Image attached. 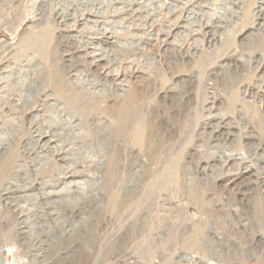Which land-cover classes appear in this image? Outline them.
Wrapping results in <instances>:
<instances>
[{
    "label": "rangeland",
    "instance_id": "374dc122",
    "mask_svg": "<svg viewBox=\"0 0 264 264\" xmlns=\"http://www.w3.org/2000/svg\"><path fill=\"white\" fill-rule=\"evenodd\" d=\"M84 1L72 3L74 15L61 20L58 12L69 0H0V56L10 49L14 71L44 68L29 77L31 89L21 84L24 75L9 80L24 101L21 131L0 159L4 264H194L193 257L264 264V166L251 178H239L245 165L264 160V26L259 25L264 0H230L233 13L220 11L223 0H110L105 8L99 1L87 8ZM127 9L132 16L124 17ZM198 10L202 30L195 38L193 29L184 27ZM220 12L229 26L209 44L206 23ZM105 24L125 44L108 49L116 57L110 68L130 77L124 92L89 68L79 52ZM173 40L181 53L170 49ZM67 52L83 70L77 75ZM250 54L246 67L235 63ZM141 69L145 75L136 79ZM49 96L63 108L52 123L46 116ZM6 106L0 101V117H6ZM32 112H39L45 130L55 135L65 161L37 153ZM70 115L81 127L61 130ZM98 118L114 121L113 138ZM230 118L236 134L227 140L216 132ZM208 121L213 126L205 128ZM224 152L231 158L214 162ZM239 154L247 160H235ZM142 159L147 165L140 168ZM208 162L213 168L205 172ZM33 166L40 168L29 177ZM88 175L95 177L84 180V192L76 190V182ZM33 180L57 190L70 184L79 198L61 203L64 230L40 254L31 247L51 232L43 224L48 210L33 208L44 195L27 192ZM12 182L16 191L26 192L22 217L1 198ZM81 216L83 223L69 237L66 230Z\"/></svg>",
    "mask_w": 264,
    "mask_h": 264
},
{
    "label": "bare ground",
    "instance_id": "6f19581e",
    "mask_svg": "<svg viewBox=\"0 0 264 264\" xmlns=\"http://www.w3.org/2000/svg\"><path fill=\"white\" fill-rule=\"evenodd\" d=\"M75 1L77 0H69V3L65 6H62L60 8V11L58 12V17L61 18V20H64L66 17L70 18L74 15L75 10H72V3L75 4ZM86 1V7L87 8H93L97 1H99V7L105 8L107 6V3L110 0H85ZM84 1V2H85ZM241 0H236L237 3H239ZM112 2V1H111ZM232 4L230 0H223L222 4L220 5V11L222 12H231L234 10L231 8ZM230 7V8H229ZM146 9V8H145ZM122 13V12H121ZM124 17H130L133 14L132 9H127L124 12ZM201 13V10H198L193 14V16L190 18L186 26L184 27L185 31H188V29H193V37H200L201 36V19H198V14ZM208 14V13H207ZM68 15V16H67ZM234 16V15H233ZM117 18L114 17L113 20H116ZM213 19V20H212ZM224 14L217 13L213 18H208V22L206 23V26H210L211 33L210 39L208 41L209 44H214L218 41V33L220 31H225L229 25L223 23ZM135 20V19H134ZM98 21V20H97ZM105 21V20H104ZM109 21V20H108ZM212 21V23H210ZM111 22V21H110ZM259 25L262 27L264 26V17L259 22ZM104 27V26H103ZM260 27V28H261ZM259 28V27H258ZM111 29V28H110ZM103 30V29H102ZM115 30V29H114ZM124 43L119 41L118 38L115 36V33L109 32V25L105 24L104 31L101 35L96 38L91 45L83 46L79 52L81 54H84L85 57H87V61L90 63L89 68H95L99 70L104 77V79H110L112 82L116 83L117 85V92H124L129 88L130 84V77L127 74L119 75L114 70L110 68L113 61H115L114 54L111 52H108V49L110 48H117L123 45ZM125 45V44H124ZM170 49L174 52L181 53L183 50V47H179L176 43V40H173L171 45L169 46ZM200 49V45L196 47L195 51H198ZM232 55V54H231ZM67 61L72 64L73 67L76 68V75L83 70L76 67L73 64V58L74 53L67 52L66 55ZM251 58V54L248 57H243L239 55L236 57V64H239L242 67H246L247 60ZM15 60L10 54V49L5 51L0 56V101H3L5 105H7V111H6V117H0V159L5 157L7 152L9 151L11 144L16 140L18 137L20 131H21V118L23 116V112L20 110L19 105L21 102L24 101L23 97L17 98L14 95V88L10 84V79H12L16 75H24L23 77H26V81L23 79H20V82L24 87H28L29 89L33 88L32 85L29 83V77H36L38 74L43 71V67H39L38 69L33 70H25L24 68L14 71L15 66ZM145 75V72L143 69L136 72V79H140L142 76ZM20 76V78H21ZM143 78V77H142ZM18 85V84H17ZM97 87H95V90ZM170 90H175V88H171ZM214 95V94H213ZM216 98V95H214ZM48 103H47V112L46 116L50 123L53 122V116L54 114H58L59 112H63L62 105L56 101L52 100V97H47ZM24 109V108H23ZM63 114V113H62ZM29 116H32V119L36 122V127L33 132V135L31 137V142L35 144L36 147L40 146L38 154L43 155V157H47L49 159H56V160H62L65 161L68 156L63 152L62 147L59 145V143L56 141L55 135H50L45 130V122L41 121L40 119V113L39 112H32ZM55 116V115H54ZM96 123L98 125L103 126L106 130L109 131L110 137L113 138V132L115 130V124L114 121L109 118H98L96 119ZM46 124H48L46 122ZM234 125V119L230 118L228 121H225L222 123V125L217 129V136L219 137H226L227 140H229L231 137L235 138V130L233 128ZM126 126V123H125ZM213 123L212 121H208L205 123V128L212 127ZM50 127V126H49ZM81 127L80 119H77L76 115H70L69 117L65 118L62 123L61 130H68L69 132L74 131L75 129ZM200 148V147H198ZM36 150V149H35ZM256 150V149H255ZM31 151V150H30ZM94 152V151H93ZM31 153V152H29ZM40 155V156H41ZM42 157V158H43ZM231 158V155L229 152H224L220 157H218L214 162H219L221 164L227 162ZM48 159V160H49ZM235 160L237 161H246L247 159L244 157V155L239 154L236 156ZM74 164L77 168L81 170H87L86 167L81 165V163L78 160L74 161ZM141 167L147 165V161L145 159L141 160ZM260 165L264 166V160L262 162H254L248 165H245V169L243 172L239 175V178L244 177H253V174H259V168ZM38 166H33L28 171V176L32 177L37 175L38 173ZM207 168H213L211 164L208 162L206 164V167L203 169V171L207 172ZM97 175L96 173H94ZM93 176V175H92ZM91 175L85 176L83 181L76 182V190H79L81 192H84L85 189V179L94 178ZM261 186L264 190V176L261 177ZM70 183V182H69ZM17 182H12L7 185V187L3 190L1 194V198L4 200V202L9 203L14 206V210L18 211V217H22L24 211H25V205L27 202L21 200L22 197L26 194V192H18L16 191L18 189ZM74 189L70 184H64L59 190L55 188H48L46 186L38 185L35 180L32 181V183L29 186V190L27 192H38L43 194V197L37 198V205L33 206V208L37 209H47L48 211L44 212L46 214L44 223L46 228H48L51 232V235L48 236L46 240H41L39 244H34L31 247V250L33 248H36L38 254L44 252V245L47 243L49 245V242L56 236V238H59V235L61 236L62 231L64 230L65 224L64 221L66 217L62 213V210L60 209V205L63 202H71V200L77 202V197L74 194ZM85 194V193H84ZM36 200V199H35ZM36 202V201H35ZM36 204V203H35ZM77 204L74 205L76 207ZM52 206L51 208H46ZM31 210V209H30ZM82 214L84 215V208L81 209ZM82 216L80 217V220L78 222H71L69 225V228L66 230V234L69 237H73L76 231L78 230V227L80 224H82ZM26 222L30 220L29 217H25L24 219ZM210 222V221H209ZM208 222V223H209ZM56 225V226H55ZM27 229V236L32 235L33 230L31 227H29L28 223H26ZM55 226V227H54ZM248 226V225H247ZM56 229V230H55ZM26 230H23V232ZM59 232V233H58ZM219 238V237H218ZM36 241V238L34 239ZM38 241V240H37ZM57 242L52 243L51 245L57 244ZM193 256V255H192ZM191 258V256H189ZM188 258V257H186ZM193 260V259H192ZM0 264H4L3 257H2V246L0 244Z\"/></svg>",
    "mask_w": 264,
    "mask_h": 264
},
{
    "label": "built area",
    "instance_id": "2783aa9c",
    "mask_svg": "<svg viewBox=\"0 0 264 264\" xmlns=\"http://www.w3.org/2000/svg\"><path fill=\"white\" fill-rule=\"evenodd\" d=\"M213 238H218L217 236L213 237ZM219 239V238H218ZM214 240V239H213ZM193 259V263L194 264H225L221 261H218L216 259H210V260H202L201 262H198L197 259L195 257L192 258ZM114 264H134V263H130V262H115Z\"/></svg>",
    "mask_w": 264,
    "mask_h": 264
}]
</instances>
